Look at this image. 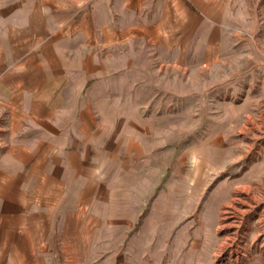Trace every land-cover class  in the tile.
Wrapping results in <instances>:
<instances>
[{"label":"crops","instance_id":"crops-1","mask_svg":"<svg viewBox=\"0 0 264 264\" xmlns=\"http://www.w3.org/2000/svg\"><path fill=\"white\" fill-rule=\"evenodd\" d=\"M258 28L244 0H0V264H82L101 224L112 232L98 239L125 245L93 264H212L214 237L150 234L139 211L196 104L244 80L194 71L223 65L227 45H256ZM207 126L202 173L237 159L225 180L242 189L244 159Z\"/></svg>","mask_w":264,"mask_h":264},{"label":"rangeland","instance_id":"rangeland-1","mask_svg":"<svg viewBox=\"0 0 264 264\" xmlns=\"http://www.w3.org/2000/svg\"><path fill=\"white\" fill-rule=\"evenodd\" d=\"M244 1L250 16L258 22L256 45H243L238 50L239 45H227L223 65L210 73L194 71L196 81L204 78L217 80L225 76L232 79L240 73H243L244 80L226 92L219 88L210 89L205 101L196 104L192 115L195 124H180V143L176 156H173L178 161H172L166 169L168 162L164 160L161 163L163 176L146 179L148 193L141 201L142 211H139L142 218L146 216L151 220L147 226L150 234L157 232L158 236L170 238L184 228L185 234L190 236L194 233L202 239L209 235L214 237L212 264H264V0ZM245 63L249 66L258 63V67L254 66L246 73L245 70L251 67ZM208 122L211 123L210 133L215 137L232 138L237 155L244 159L240 162L241 171L246 168L242 189H236L232 179L225 180L226 175L240 172L237 159L210 172V175L202 173L207 172V168L200 156L203 146L198 143L208 132ZM193 148L197 152L191 154ZM151 165V173H158L160 163ZM170 171L175 174L168 179ZM197 173L201 177H196ZM116 182L122 185L137 183L133 178H120ZM102 198L104 202H100L98 212L106 215L109 210L103 203L109 200L106 195ZM99 221L101 223L103 219L100 217ZM89 228L91 232L87 234L92 233V240L83 242L82 264L101 262L114 246L125 245L118 240L98 239L112 232L107 225L97 227L98 236H94L96 227ZM137 231V226L131 227L123 231V236Z\"/></svg>","mask_w":264,"mask_h":264}]
</instances>
